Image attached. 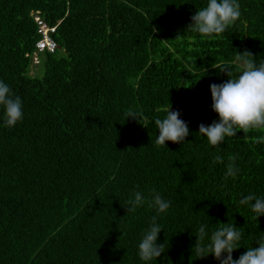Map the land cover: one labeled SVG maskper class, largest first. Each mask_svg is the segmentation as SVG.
Instances as JSON below:
<instances>
[{
  "label": "trees",
  "instance_id": "trees-1",
  "mask_svg": "<svg viewBox=\"0 0 264 264\" xmlns=\"http://www.w3.org/2000/svg\"><path fill=\"white\" fill-rule=\"evenodd\" d=\"M238 3L234 24L201 37L184 30L207 0H0V81L23 104L11 127L0 106V264H146L138 245L157 213H127L136 191L171 202L157 216L166 252L147 264H219L191 252L202 224L243 228L234 259L255 246L264 216L239 201L264 196V129L219 147L198 133L218 120L210 85L236 50L264 59V0ZM35 16L55 26L53 52L35 48ZM170 103L190 135L157 146ZM230 155L239 172L225 179Z\"/></svg>",
  "mask_w": 264,
  "mask_h": 264
},
{
  "label": "clouds",
  "instance_id": "clouds-1",
  "mask_svg": "<svg viewBox=\"0 0 264 264\" xmlns=\"http://www.w3.org/2000/svg\"><path fill=\"white\" fill-rule=\"evenodd\" d=\"M241 11L238 0H207L205 7L196 9L190 17V23L186 25L185 32L199 34L201 37H211L226 31L240 17ZM54 26V25H52ZM153 33L157 31L152 28ZM177 34L176 38L181 37ZM235 68V70H234ZM220 73L227 79L222 83L210 85L211 110L218 116L211 124L200 123L198 133L207 138L213 147H219L226 138L237 136L238 131L244 134L253 129H264V59L258 63L256 56L245 49L243 52L236 50L234 60L230 64L223 65ZM0 106L3 108V123L6 127L14 126L23 118V104L19 96L15 95L10 86L0 81ZM165 116L157 118L155 125L158 135L155 140L157 146H166L167 141L183 144L190 135L187 122L181 119L180 110L165 109ZM126 120L132 118L138 122L140 114L132 109L125 113ZM257 143H264V136L256 138ZM167 147V146H166ZM215 163H224V158L216 155ZM236 157L229 156L226 165L225 179L235 178L239 168L235 164ZM134 199H129L128 212H134L137 207L147 203L149 208H155L157 215L151 218V225L142 234L138 245V256L141 261L150 262L157 260L166 252L165 242L158 243V237L162 227L157 223V216L166 212L170 207V201L165 200L155 190L150 193L151 199H147L141 192L133 193ZM239 203L248 205L258 217L264 216V196L254 193L242 196ZM207 225H200L195 235L196 239L191 252L198 259L213 256L219 264H264V232H260L255 239V246L246 248L239 258H233V252L240 248L244 231L235 223H221L218 228L209 233Z\"/></svg>",
  "mask_w": 264,
  "mask_h": 264
},
{
  "label": "built area",
  "instance_id": "built-area-1",
  "mask_svg": "<svg viewBox=\"0 0 264 264\" xmlns=\"http://www.w3.org/2000/svg\"><path fill=\"white\" fill-rule=\"evenodd\" d=\"M37 33L39 34V39L35 42V48L38 52L47 50L53 52L56 48V44L51 37V33L55 31V26H49L40 17H34Z\"/></svg>",
  "mask_w": 264,
  "mask_h": 264
},
{
  "label": "rangeland",
  "instance_id": "rangeland-1",
  "mask_svg": "<svg viewBox=\"0 0 264 264\" xmlns=\"http://www.w3.org/2000/svg\"><path fill=\"white\" fill-rule=\"evenodd\" d=\"M36 66H37V60L34 57L33 60H32L31 65H30L29 76H31V77H41L42 68H40V72H39Z\"/></svg>",
  "mask_w": 264,
  "mask_h": 264
}]
</instances>
